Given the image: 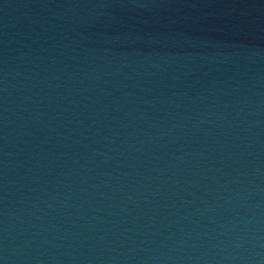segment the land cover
<instances>
[{
  "label": "water",
  "instance_id": "1",
  "mask_svg": "<svg viewBox=\"0 0 264 264\" xmlns=\"http://www.w3.org/2000/svg\"><path fill=\"white\" fill-rule=\"evenodd\" d=\"M0 264H264V0H0Z\"/></svg>",
  "mask_w": 264,
  "mask_h": 264
}]
</instances>
